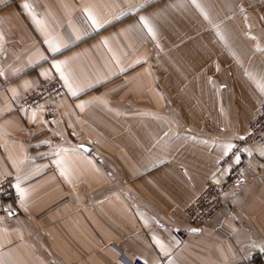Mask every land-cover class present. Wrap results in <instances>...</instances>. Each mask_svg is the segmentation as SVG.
<instances>
[{
  "label": "crops",
  "instance_id": "crops-1",
  "mask_svg": "<svg viewBox=\"0 0 264 264\" xmlns=\"http://www.w3.org/2000/svg\"><path fill=\"white\" fill-rule=\"evenodd\" d=\"M263 102L264 0H0V264H264V143L185 214Z\"/></svg>",
  "mask_w": 264,
  "mask_h": 264
},
{
  "label": "built area",
  "instance_id": "built-area-1",
  "mask_svg": "<svg viewBox=\"0 0 264 264\" xmlns=\"http://www.w3.org/2000/svg\"><path fill=\"white\" fill-rule=\"evenodd\" d=\"M64 92L61 79L54 75L40 82L26 93L19 102L20 107L37 109L55 101ZM264 143V102L259 113L250 121L249 132L235 143L234 149L226 157L219 160L221 168H227L225 179L217 183L208 181L205 190L185 209L191 228L203 227L225 204V197L231 193L244 179V171L248 167L250 148ZM15 177L10 175L0 180V199L12 193ZM119 252L120 261L124 264H148L141 258L127 256L124 250L114 245ZM259 254L264 257V244Z\"/></svg>",
  "mask_w": 264,
  "mask_h": 264
},
{
  "label": "snow or ice",
  "instance_id": "snow-or-ice-1",
  "mask_svg": "<svg viewBox=\"0 0 264 264\" xmlns=\"http://www.w3.org/2000/svg\"><path fill=\"white\" fill-rule=\"evenodd\" d=\"M56 67H59V65H56ZM17 187L19 188V185H17ZM21 195H23V193H21Z\"/></svg>",
  "mask_w": 264,
  "mask_h": 264
},
{
  "label": "water",
  "instance_id": "water-1",
  "mask_svg": "<svg viewBox=\"0 0 264 264\" xmlns=\"http://www.w3.org/2000/svg\"><path fill=\"white\" fill-rule=\"evenodd\" d=\"M83 147L87 149V147H85V146H83Z\"/></svg>",
  "mask_w": 264,
  "mask_h": 264
}]
</instances>
